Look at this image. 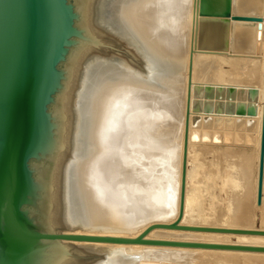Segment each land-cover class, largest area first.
Listing matches in <instances>:
<instances>
[{
    "label": "bare ground",
    "instance_id": "bare-ground-1",
    "mask_svg": "<svg viewBox=\"0 0 264 264\" xmlns=\"http://www.w3.org/2000/svg\"><path fill=\"white\" fill-rule=\"evenodd\" d=\"M101 1L94 0L87 82L82 80L72 120L51 231L136 237L153 223L174 222L188 134L180 225L264 232V191L262 205L256 204L264 0H105L104 20L98 17ZM230 15L262 18V39L257 22L233 21ZM235 43L245 54L230 51ZM201 94L221 101L201 103ZM199 149L242 162L222 165L219 177L206 169L202 181ZM70 197L76 217L67 215ZM258 210L262 224L254 226ZM82 215V228H73ZM146 237L264 247V235L258 234L157 228ZM95 253L98 260H83ZM240 259L264 261V252L62 241L47 243L42 264Z\"/></svg>",
    "mask_w": 264,
    "mask_h": 264
},
{
    "label": "water",
    "instance_id": "water-1",
    "mask_svg": "<svg viewBox=\"0 0 264 264\" xmlns=\"http://www.w3.org/2000/svg\"><path fill=\"white\" fill-rule=\"evenodd\" d=\"M93 8L94 0H0V264H42L47 243L62 241L264 252V247L146 237L157 228L264 235L255 230L180 225L188 134L182 163L180 211L174 222L153 223L136 237L79 234L66 229L51 231L72 120L82 80L87 82ZM97 10L99 18L100 13L107 12L105 0ZM231 20L257 22V38L262 39V18L232 15ZM263 191L264 87L256 189L258 207L262 205ZM72 201L70 197L66 203L67 215L76 217L80 214Z\"/></svg>",
    "mask_w": 264,
    "mask_h": 264
},
{
    "label": "rangeland",
    "instance_id": "rangeland-1",
    "mask_svg": "<svg viewBox=\"0 0 264 264\" xmlns=\"http://www.w3.org/2000/svg\"><path fill=\"white\" fill-rule=\"evenodd\" d=\"M105 7V6H104ZM107 8V7H106ZM106 13L107 12H105V14H102V13H100V19H101V17H104V15L106 16ZM236 46V47H235ZM230 51L231 52H233V53H236V54H245V51H244V49L242 48V46L239 44V43H235L233 46H230ZM234 50V51H233ZM226 69H228V67H225ZM196 100L197 101H200L201 103L202 102H208V103H217V101L218 102H220L221 101V99H219V100H217V99H214V98H210V97H203V95L201 94V96H199V97H197L196 98ZM221 153V152H220ZM220 153H219V151H216V154H215V156H213L212 155V153H208V150H204V149H199V151H198V158H199V160H200V162H201V168H200V174L201 173H203L204 175L201 177L200 176V178H202V181H204V180H206V177H205V174L208 172V173H216V175L219 177V174H222L223 173V167H222V165L224 166V165H227V164H231L232 163V161L233 162H235V164H239V162H242L241 160H239V159H237L236 157L234 158V160H236L237 161V163H236V161H234L233 160V158H231L230 157V159L228 160V159H220V158H218V156L220 155ZM166 154L165 153H163V154H160L159 156H156V158L155 159H157V160H159V159H161V158H163L164 156H165ZM213 160V161H212ZM239 160V161H238ZM160 161V160H159ZM210 161V162H209ZM231 161V162H230ZM213 163H215V166L213 165ZM223 163V164H222ZM232 164H234V163H232ZM209 165V167H207ZM207 169V172L205 171ZM209 170V171H208ZM215 170V171H214ZM212 171V172H211ZM205 172V173H204ZM207 173V174H208ZM234 173V172H233ZM205 178V179H204ZM220 211V213H221V210H218V212ZM223 212V211H222ZM255 212V214H256V219H255V221H254V226H260L261 224H262V222H261V218H260V216H261V211H254ZM83 218V215H82V217H78L76 220H75V222H77L78 223V225H75V226H73V228H75V229H81L82 227H81V225H82V223H81V220H83L82 219ZM259 221V222H258ZM84 223V222H83ZM261 223V224H260ZM85 257V258H84ZM83 257V260L85 261H89L91 258V260H90V262L93 260H95L96 258H100V256H97V254L95 253L94 255L93 254H89V255H86V256H84ZM96 257V258H95ZM96 260H98V259H96ZM242 259H240L239 260V262L237 261L236 262V264H242V263H246V264H263L264 263V261H260V262H256V261H248V262H245L244 260H242ZM86 262V263H87ZM226 263H223V264H235L234 262H230V261H225ZM230 262V263H229ZM256 262V263H255Z\"/></svg>",
    "mask_w": 264,
    "mask_h": 264
}]
</instances>
